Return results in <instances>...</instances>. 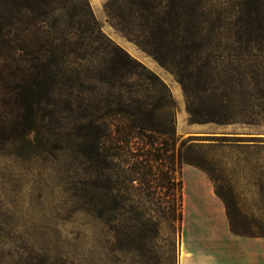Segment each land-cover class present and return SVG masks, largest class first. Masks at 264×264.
Returning a JSON list of instances; mask_svg holds the SVG:
<instances>
[{
    "label": "rangeland",
    "instance_id": "374dc122",
    "mask_svg": "<svg viewBox=\"0 0 264 264\" xmlns=\"http://www.w3.org/2000/svg\"><path fill=\"white\" fill-rule=\"evenodd\" d=\"M141 1L0 0V264H179L183 242L207 236L197 231L208 224L207 214L192 218L205 200L189 199L187 189L210 190L225 222L264 234V84L241 75L253 64L264 67V0L209 5L210 22L227 26L205 35L219 45L216 55L237 50L233 25L242 18V61L231 58L222 67L235 71L226 78L231 84L196 78L182 84L174 69L149 54L138 41L156 33L144 31L139 12L129 11ZM105 50L119 62L128 61L127 53L141 63L128 64L130 74L112 89L96 80L104 74ZM153 73L166 89L153 84ZM119 95L147 109L168 95L175 103L171 156L181 165V224L165 218V189L133 190L124 180L99 204L103 211L83 206L88 177L72 127L84 110L67 106L90 101L99 108L95 114L117 124ZM203 102L223 104L219 110L233 119H199ZM189 104L198 121L191 120ZM194 173L203 184L187 186V174L199 181Z\"/></svg>",
    "mask_w": 264,
    "mask_h": 264
},
{
    "label": "trees",
    "instance_id": "16d2710c",
    "mask_svg": "<svg viewBox=\"0 0 264 264\" xmlns=\"http://www.w3.org/2000/svg\"><path fill=\"white\" fill-rule=\"evenodd\" d=\"M212 2L213 0H142L129 6L130 14L139 12V17L144 20L142 29L147 33H156L157 36L151 41L147 38L139 40L138 43L161 64L174 69L182 84H189L188 81L192 78H196L198 84H213L216 81H220L219 84H231V80L226 78L231 79V72L235 71L222 67L231 58H235L238 63L242 61L243 39L239 34L242 30L241 17L233 25L237 30L235 43L238 46L232 55H216L215 47L219 45H213V37L206 39L207 33L214 34L216 29L227 28L226 25H213L210 22L213 12L209 10V5ZM4 33L5 25L1 23L0 37ZM126 58L128 61L119 62L112 50H105L102 70L104 74L96 80L109 85L111 89L115 87L116 82L130 74L125 70L128 64L132 61L141 64L127 53ZM59 63L58 60L57 66ZM238 65L240 67L243 64ZM242 74L253 75V84H264V67L261 63L249 66ZM152 76L158 80L153 84H162L164 89L167 88L156 74L153 73ZM260 78H263L262 83ZM118 99L120 113L123 115L117 124L108 120L107 116L95 114L99 108L90 101L77 107L71 103L67 106L71 110H84V114L77 118V125L72 127L75 131L73 134L82 140L78 152L84 160V170L88 177L83 182L80 194L84 208L89 211H103L101 209L106 205L104 198L119 181L124 180L133 190L145 188L144 190L153 193L158 187L165 189L168 196V200L162 201L167 209L165 218L171 222L178 219L181 224V165L175 164L171 156L175 108L173 99L169 95L165 99L162 97L151 109L130 96L124 98V95H119ZM202 107L205 110L199 111L202 117L199 119H233L232 112L226 111L222 114L219 110L224 107L223 104L203 102ZM189 112L191 120L198 121V111L194 105L189 104ZM150 196L154 198L153 195ZM99 204L103 205L102 208H99ZM231 226L236 233H245L236 230L232 222Z\"/></svg>",
    "mask_w": 264,
    "mask_h": 264
},
{
    "label": "crops",
    "instance_id": "0c3cea01",
    "mask_svg": "<svg viewBox=\"0 0 264 264\" xmlns=\"http://www.w3.org/2000/svg\"><path fill=\"white\" fill-rule=\"evenodd\" d=\"M102 0H92L94 6H98ZM150 59V58H149ZM195 181L186 175V183L190 185H202L201 176ZM188 177V180H187ZM185 183V184H186ZM189 199H204V209L197 210L193 219L200 215L207 214V222L197 226V231L207 236H201L196 241H184L181 246L179 264H264V234L255 233H236L232 226L225 222L222 205L213 198L210 190L195 192L187 189ZM208 201H207V199ZM213 217L214 223L210 222ZM191 216L188 218L190 219ZM205 219V218H204ZM185 220L187 215L185 214ZM206 222V221H205ZM206 238V239H205Z\"/></svg>",
    "mask_w": 264,
    "mask_h": 264
},
{
    "label": "bare ground",
    "instance_id": "6f19581e",
    "mask_svg": "<svg viewBox=\"0 0 264 264\" xmlns=\"http://www.w3.org/2000/svg\"><path fill=\"white\" fill-rule=\"evenodd\" d=\"M187 180H188V177H187ZM186 184H187V186H189V181H187V183H186ZM187 188H188V187H187Z\"/></svg>",
    "mask_w": 264,
    "mask_h": 264
}]
</instances>
